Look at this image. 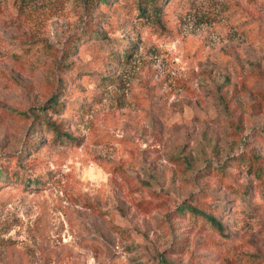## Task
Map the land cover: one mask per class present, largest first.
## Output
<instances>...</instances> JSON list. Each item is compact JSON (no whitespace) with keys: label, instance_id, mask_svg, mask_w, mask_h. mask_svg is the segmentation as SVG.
Returning a JSON list of instances; mask_svg holds the SVG:
<instances>
[{"label":"rangeland","instance_id":"374dc122","mask_svg":"<svg viewBox=\"0 0 264 264\" xmlns=\"http://www.w3.org/2000/svg\"><path fill=\"white\" fill-rule=\"evenodd\" d=\"M98 1L0 0V264H264V0Z\"/></svg>","mask_w":264,"mask_h":264},{"label":"trees","instance_id":"16d2710c","mask_svg":"<svg viewBox=\"0 0 264 264\" xmlns=\"http://www.w3.org/2000/svg\"><path fill=\"white\" fill-rule=\"evenodd\" d=\"M98 1V0H97ZM109 0H99L100 3H108ZM137 6L136 8V14L135 17L143 21L145 23H149L147 21V17H151L150 22L152 23V26L163 28L162 22H161V8L157 4H150L145 0H137ZM91 7H94V3L90 5ZM71 45H75V43H72ZM72 47V46H71ZM130 51H126L125 49L123 52L120 50H117L116 52H110L109 59L111 61L119 62L121 61V57L127 58L129 56ZM111 81V79L105 78L103 80V84L108 83ZM63 103L60 102L58 98H52L51 104L49 106V109H51L55 113H61V110L63 109ZM85 112V111H84ZM46 125L49 126V129L54 132V134L58 138H70V135L67 133H64L60 126L56 125L55 123H50L49 121H45ZM245 162L248 161V170L249 172L252 170V173L261 181V183L264 184V158L260 157L256 154H250L249 157L245 158ZM182 213H188L190 217H200L204 222H206L208 225H210L212 228L216 229L220 233H224L225 227L214 215L207 213L206 211L192 206V205H185L183 204L181 207H179V210Z\"/></svg>","mask_w":264,"mask_h":264}]
</instances>
